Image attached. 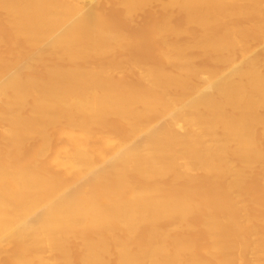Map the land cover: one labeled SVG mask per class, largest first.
I'll use <instances>...</instances> for the list:
<instances>
[{
    "label": "bare ground",
    "instance_id": "6f19581e",
    "mask_svg": "<svg viewBox=\"0 0 264 264\" xmlns=\"http://www.w3.org/2000/svg\"><path fill=\"white\" fill-rule=\"evenodd\" d=\"M0 18V264H264V0H0ZM139 31L160 64L116 56Z\"/></svg>",
    "mask_w": 264,
    "mask_h": 264
},
{
    "label": "rangeland",
    "instance_id": "374dc122",
    "mask_svg": "<svg viewBox=\"0 0 264 264\" xmlns=\"http://www.w3.org/2000/svg\"><path fill=\"white\" fill-rule=\"evenodd\" d=\"M96 9L100 12H102L103 14H113L115 13L114 10H111L106 8L104 6V4H102L101 2H99L96 5ZM163 12L162 7H156L154 8L152 11H146V12H140L138 15L136 16H132L129 18H126V20H124V24L122 26V28L120 29V31L118 33L121 34V36L123 37V35L127 34V28L130 25V23L132 22H137L141 27H143L144 29L147 28H153L154 26V16H160L161 13ZM117 16V15H114ZM117 18H119V16H117ZM179 17H176L174 19V21H178ZM177 23V22H176ZM0 37L2 39H6L7 37V32H6V28H5V22L3 21V19L0 18ZM149 37H146L143 34V31H139L136 39H147L146 42L142 43L140 46H134L132 47H126V48H121L118 49V52L116 53V56L119 58H124V59H130V61L133 58H138L139 62L143 65V66H147V65H155V64H160V59L159 57H157L156 55V42L151 41ZM264 56V51L263 50H256L255 52L252 53V58H259ZM103 64L105 65H109V63L111 62V58L110 57H106L105 59H103ZM197 63V64H196ZM195 64L202 68L203 62L201 60H196ZM160 118V119H159ZM169 122V118L165 117V116H161L158 117L157 119H155L152 123V125L156 128H160L161 126H164L165 124H167ZM112 134L113 131L111 129H109L108 127H104L103 129V134L104 135H108V134ZM144 139V136L141 135L139 136L136 141H142ZM254 190H256V182L255 180L251 179L250 183H248L247 185V195L249 196V199H251L252 203H256L261 201V199L257 198L256 196H254L253 192ZM189 196H190V192H188ZM170 225V222H167L164 224V226H166V228H168ZM188 234L191 238L198 240L201 239L203 237V231L201 229H198L197 227H192L190 229V231H188ZM47 256V255H46ZM194 256H196L195 254L192 255L190 258H193Z\"/></svg>",
    "mask_w": 264,
    "mask_h": 264
}]
</instances>
